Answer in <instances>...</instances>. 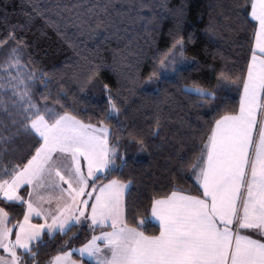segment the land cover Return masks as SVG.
Masks as SVG:
<instances>
[{"label": "snow or ice", "instance_id": "1", "mask_svg": "<svg viewBox=\"0 0 264 264\" xmlns=\"http://www.w3.org/2000/svg\"><path fill=\"white\" fill-rule=\"evenodd\" d=\"M82 7L74 15L83 31L108 29L115 5L73 4L64 10ZM134 8L129 5L128 12ZM221 9L220 15L230 13L239 42L238 72L209 65L216 80L210 88L181 84L183 72L198 61L185 54L191 34L180 35L177 22L144 85L171 76L207 111L220 109L222 93L235 86L238 107L218 110L199 135L186 129L190 135L178 142L169 170L171 190L143 200L139 194L130 198L132 179L113 173L123 175L130 167L132 145L144 151L150 139L160 137L164 114L144 117L146 128L135 118L131 124L121 121L127 108L121 106L120 73L114 87L101 79V62L76 74L79 94L96 88L106 101L93 109L95 122L92 115L85 119L80 113L88 109L67 110L68 90L55 87L53 76L33 58L25 59L27 40L15 28L0 33V264H41V248L48 253L44 264H264V0H232ZM36 14L54 26L47 12ZM207 31L214 35L216 28L210 23ZM37 83L44 89L38 95ZM23 139L26 147L17 144ZM161 140L172 143L167 135ZM183 178L194 181L195 195L178 190L176 181ZM150 218L158 223L153 234L144 228Z\"/></svg>", "mask_w": 264, "mask_h": 264}, {"label": "trees", "instance_id": "2", "mask_svg": "<svg viewBox=\"0 0 264 264\" xmlns=\"http://www.w3.org/2000/svg\"><path fill=\"white\" fill-rule=\"evenodd\" d=\"M96 3H108L115 7L109 8L113 20L108 29L100 28L95 35L83 31L75 18L74 13L83 12V7L73 9L71 13L64 10L65 5ZM133 4L135 8L129 13L128 6ZM231 4L232 0H0V33L15 28L27 40L29 48L25 59L33 58L53 76L55 87L62 84L68 90L70 107L67 110L71 111L72 107L87 108L88 111L80 113L85 119L92 115L95 122L99 117L94 115L93 109L104 106L106 101L96 88L85 89L84 94H79L76 74L85 73L90 63L101 62V79L111 80L114 87L117 73H120L119 80L124 86L121 106L127 108V111L121 112V121L131 124L135 118L134 122L138 126L146 128L144 117L157 110L164 114L165 127L160 137L150 139L144 151L137 152L135 145H132L126 157L130 167L124 169L123 175L113 173L121 180L132 179L130 198L139 194L143 200L171 190L168 177L172 173L169 170L173 165L175 149L180 147L178 142L190 135L186 129L195 128L199 135L208 130L205 120L214 116L218 110H231L233 105L238 107L239 93L235 86L222 93L224 99L220 101V109L207 111V104L204 107L194 104L193 100L197 97L182 93L171 76L158 83L144 85L145 78L152 71L154 58L170 46V32L176 31L177 22L180 35L188 37L191 34L185 54L198 61L183 72L185 79L180 81L181 84L200 83L210 88L216 80L215 73L209 71V65L217 70L223 67L226 71L238 72V63L242 61L238 62L239 42L232 29V17L227 11L220 15L221 5L228 8ZM36 12H47L54 26L45 25L44 18ZM210 23L216 28L214 35L207 31ZM43 90L37 83V95ZM74 94H78L77 102L72 104ZM205 100L213 102L208 97ZM145 108L150 110L145 111ZM0 119L3 117L0 116ZM111 123L115 129L116 121L112 120ZM165 135L171 138V144L162 142L161 137ZM28 143L26 139L17 142L24 147ZM176 183L178 190L193 195L197 192L192 179L183 178ZM144 228L148 234H153L158 231V224L150 218ZM83 236L84 232L81 231V240L74 242L76 246L82 242ZM47 255L46 250L41 248L40 256L37 257L41 264H44ZM74 257L80 259L78 255Z\"/></svg>", "mask_w": 264, "mask_h": 264}, {"label": "crops", "instance_id": "3", "mask_svg": "<svg viewBox=\"0 0 264 264\" xmlns=\"http://www.w3.org/2000/svg\"><path fill=\"white\" fill-rule=\"evenodd\" d=\"M190 194V193H189ZM154 222H156L154 219H152ZM157 223V222H156ZM158 224V223H157ZM246 234H250V235H253V237L254 238H256V239H260V236L259 235H257L256 233H251V232H249V233H246ZM76 255H78L79 256V254H76ZM80 257V256H79ZM74 259H77V258H75V257H73ZM91 263H93V264H95V262L94 261H92Z\"/></svg>", "mask_w": 264, "mask_h": 264}, {"label": "rangeland", "instance_id": "4", "mask_svg": "<svg viewBox=\"0 0 264 264\" xmlns=\"http://www.w3.org/2000/svg\"><path fill=\"white\" fill-rule=\"evenodd\" d=\"M78 246H79V245H78ZM78 246H77V247H78Z\"/></svg>", "mask_w": 264, "mask_h": 264}]
</instances>
